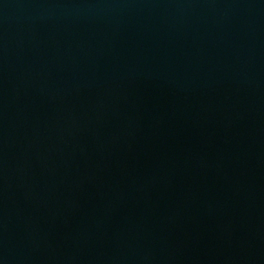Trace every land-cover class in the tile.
<instances>
[{"label": "water", "instance_id": "1", "mask_svg": "<svg viewBox=\"0 0 264 264\" xmlns=\"http://www.w3.org/2000/svg\"><path fill=\"white\" fill-rule=\"evenodd\" d=\"M0 264H264V0H0Z\"/></svg>", "mask_w": 264, "mask_h": 264}]
</instances>
